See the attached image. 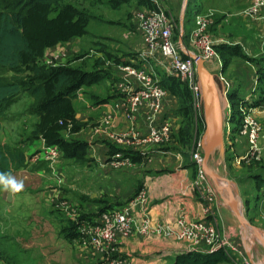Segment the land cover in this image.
I'll return each mask as SVG.
<instances>
[{
    "label": "crops",
    "instance_id": "crops-1",
    "mask_svg": "<svg viewBox=\"0 0 264 264\" xmlns=\"http://www.w3.org/2000/svg\"><path fill=\"white\" fill-rule=\"evenodd\" d=\"M251 1L247 0L241 10H234L230 3V10L219 11L221 16L213 21L208 30L215 56L206 62V67L210 72L221 75L228 94L235 99L250 96L252 87L249 70H254L255 65L245 60L239 63L237 56H233L225 66V59L216 48L220 45L238 46L246 57L264 56V21L245 14ZM190 2L186 8L188 39L195 15L203 12L200 11L202 6L199 0ZM120 3L116 8L111 7L114 10L112 17L103 20L121 31L122 38L118 45L124 50L107 56L112 63L137 64L140 62L138 53L143 41L134 25L133 13L135 7L138 9L140 6L137 0H123ZM126 5L131 7L130 20L121 13ZM210 11L214 13L216 10ZM260 13L264 20V9ZM93 16L96 19V15ZM95 19L91 21L96 23ZM79 38L70 40L74 39L72 42L75 44L80 41ZM68 41L47 49L40 62L45 66L79 67L72 66L73 61L61 64L65 60L67 48H72V43L69 42L70 46ZM100 47L96 53L97 63L102 61V53L105 54L104 48ZM75 51H80V47L76 46ZM153 62L149 60L156 77L161 81L167 75L160 65ZM111 66L112 71H115V67ZM110 68L106 73L100 66L92 70L84 69L87 72L101 69L104 76L97 83L81 87L77 98L71 101L72 118L58 120V124H63L60 131L62 138L85 145L82 161L66 158L57 146L47 145L42 135L35 133L38 121L31 132L30 141L12 145L2 142L1 136L8 127L9 132L17 126L24 129L23 123L27 117L34 116L27 111L24 118H12L9 115L13 112L10 108L16 100L8 107L5 116L0 117V144L17 148L24 156L23 165L11 171L17 180L23 181L22 191L9 193L10 201L5 196L7 192H0V246H8L5 251L0 249V264H107L109 259H116L118 264H176V257L183 253L194 251L212 254L218 249L234 253L231 248L238 251L235 258L239 264H242L240 254L254 264H264V246L260 254L257 249L259 242L243 232L235 207L225 199L227 193L220 194L211 179L209 182L218 194L212 203H205L204 194L197 185L200 165L193 159V149H188V145L179 148L170 144L133 150L108 139L102 130L96 131L106 115L111 116L113 130L117 133L128 131L132 125L120 109L121 98L114 84L116 73L112 75ZM245 70L248 72L245 73ZM251 95L250 100L257 99L254 94ZM178 104V98L168 93L160 112L153 113L147 107H142L136 128L144 130L163 118L177 119L176 115L170 116L173 111L169 110ZM253 115L259 129L264 128V102L254 109ZM2 118L5 120L1 121ZM225 142L231 144V150L226 147L225 153L228 175L232 180L244 182L248 187L245 193L254 196V199L246 202L245 213L249 224L258 228L264 223V186H256L255 176L264 179V145L261 143L259 160L247 162L240 159L247 151V146L236 131ZM115 150L136 153L135 162L131 161L129 166H114L111 162ZM50 152H54L53 158L46 157ZM142 192L145 195L144 202L133 206L136 224L145 213L152 226L172 223L180 217L187 222L205 221L214 226L216 240L225 245L211 249L202 243L197 249L190 250L183 241L152 234L141 235L136 230L127 237L118 236L113 251L107 254L82 245V228L95 224L102 212L123 207ZM259 235L261 238V232ZM9 244H13L14 248L9 247Z\"/></svg>",
    "mask_w": 264,
    "mask_h": 264
},
{
    "label": "trees",
    "instance_id": "trees-1",
    "mask_svg": "<svg viewBox=\"0 0 264 264\" xmlns=\"http://www.w3.org/2000/svg\"><path fill=\"white\" fill-rule=\"evenodd\" d=\"M70 1L72 0H0V117L5 116L8 107L20 95L27 94L31 99L28 111L38 117L35 133L41 134L47 145L57 146L66 158L82 161L85 145L62 138L60 134L62 128L58 125V120L72 118L71 101L77 98L81 87L99 82L104 72L101 69L87 72L80 67L39 64L47 49L71 38L84 36L90 20L95 19L90 13L77 9ZM113 1L112 8L123 2V0L110 2ZM199 1L202 6L208 0ZM148 2L149 0H137L140 6L147 5ZM216 50L225 59V66L233 56H239L258 66L257 85L264 87V56L246 57L239 51L238 46L220 45ZM182 56L187 58L183 54ZM160 82L163 88L178 98L181 106L185 100L192 101V93L179 80L164 76ZM228 100L229 121L234 132L240 121L239 107L244 99H235L228 94ZM263 102L264 92L262 97L254 99L251 105L258 107ZM189 106L190 103L184 105L179 112L189 118L187 126H184L186 130L184 138L188 144L193 143L191 149L195 153L199 142L197 126L201 119L197 112L198 108ZM118 151L125 158L135 162L136 153L130 150H115L112 155ZM23 161L24 156L20 150L0 144V171L11 172L12 169L22 166ZM255 183L261 188L264 186V179L255 176ZM229 253L232 254L231 259ZM235 257V253L223 249H218L212 254L190 251L177 256L175 262L239 264Z\"/></svg>",
    "mask_w": 264,
    "mask_h": 264
},
{
    "label": "built area",
    "instance_id": "built-area-1",
    "mask_svg": "<svg viewBox=\"0 0 264 264\" xmlns=\"http://www.w3.org/2000/svg\"><path fill=\"white\" fill-rule=\"evenodd\" d=\"M150 1L155 8L144 7L136 9L133 13L136 29L143 39V47L138 53L140 62L137 64L123 62L114 66L116 71L115 88L121 98L120 109L126 120L132 125L128 131L117 133L113 130L111 116L106 115L101 119L96 130H102L108 139L133 150L140 147L166 145L172 137L173 126L170 118H163L147 126L144 130H139L135 126L142 107L145 106L153 113H158L166 96V89L156 77L149 60L160 65L168 77L178 78L192 93L198 107L199 95L196 85L195 63L190 58L182 56V51L174 40L173 20L160 8L159 0ZM262 9H264V0H252L246 8L245 14L249 17H257ZM211 15L212 12L197 13L189 33V42L196 48V54L205 62L215 56L213 43L208 34V27L212 25ZM251 96L245 98L241 103L239 107L240 121L235 126V131L244 139L247 146V151L240 159L247 162L259 159L257 145L259 125L253 115L255 107L249 105ZM226 115L224 122L225 141L233 132V126L229 121L230 111ZM227 144L225 142V147L231 150V144ZM201 153L198 143L193 154V159L198 165L202 160ZM54 156V152H50L46 157L53 158ZM112 159L111 163L117 167L129 166L131 163V160L125 158L121 152L114 154ZM197 185L204 194L205 203H212L215 198V190L201 168L198 170ZM144 199L145 195L142 192L136 199L123 207L101 214L95 224L82 228V245L91 246L101 252L109 251L116 245L118 236L127 237L133 230L141 235L152 234L183 241L190 250L197 249L202 243L211 249L225 245L222 241L216 240L214 226L205 221L187 222L183 217H180L172 223H158L152 226L145 213L136 224L133 206L138 202H144ZM231 250L234 253L238 252L235 248H231ZM240 260L242 264H254L242 254H240ZM107 264L118 263L112 260Z\"/></svg>",
    "mask_w": 264,
    "mask_h": 264
},
{
    "label": "rangeland",
    "instance_id": "rangeland-1",
    "mask_svg": "<svg viewBox=\"0 0 264 264\" xmlns=\"http://www.w3.org/2000/svg\"><path fill=\"white\" fill-rule=\"evenodd\" d=\"M246 2H247V0H208L205 3V5L204 4L202 5V8L200 11H203V12H200V13L206 14L208 12H211L210 11L211 9L216 10L214 13L212 12V15H211V20L213 23V21L217 17L221 16L219 11H225L226 12L228 9L230 10V8H231L230 3L233 4L234 10H241L242 7L246 4ZM70 3L79 10L88 12L91 15H96V19H95L96 23H93L90 20L89 25H87V33L83 37H80L79 38L80 41H76L75 44H74V42H72L75 38L73 40L69 39L70 41H68L67 43L69 44V42H71L72 46H71V43L69 45L72 48L71 49L67 48V51H66L67 53H65L66 54L65 60L61 64H64V63L68 64V63H71L73 61L72 66H79L82 69L87 68L90 70H92L94 68H98L100 66L103 69H105V73H106L107 69H109L111 66L110 64H112V66L117 65V63H112L107 55H113V53L115 54L117 51H120L123 49L121 47V45H118L119 40H121V38H122L121 31L117 30V28H115V27H112L108 22H105L103 20V19L112 17L113 14H111V13L114 10H112L111 7L114 4V1L112 3H109V0H72V1H70ZM159 3H160L159 4L160 8L173 20L174 40L178 43L179 48H180V44H182V46H185L190 52L196 53V48L191 45L188 37L186 36V18H187L186 8L188 7V5L190 6V3H191L190 0H187V2L185 0H159ZM138 6H140V5H138ZM144 7L155 8L150 0H149L147 5L146 4L141 5L140 7H138V9H141ZM135 9H137V7H135ZM116 10H118V9H116ZM130 11H131V7L129 5H126L123 7V9H121L122 15H124V17H126L127 20L131 19ZM98 17H100L101 19H99ZM255 18H260V20L262 22L264 21L261 13ZM133 21H134V25L136 26L134 17H133ZM209 28H210V26L208 27V30H209ZM88 29H90V32L88 31ZM181 32H182V35H181ZM189 33H190V31H189ZM139 36H140V34H139ZM179 39H180L181 43L179 42ZM142 41H143V39H142ZM76 46L78 48L80 47V51H77V52L75 51ZM100 46H102V48H104V50H105V54L102 53V57H103L102 61L103 62L101 64L95 62V60L98 59V56L96 55V53L98 51H100V49H101ZM236 58L238 59L237 61L239 63H242L244 61L239 56H237ZM74 61H76V62H74ZM39 64H42L40 62V60H39ZM240 68L243 69L242 67H240ZM257 70H258V66H256V65H255L254 70L253 69L249 70L250 71V73H249L250 74V78H249L250 82L249 83H250V86L252 87V89L250 87V89L252 90L251 93L254 94L257 98H259V97H262V93L264 92V87H263V85L262 86L257 85V79H258ZM111 72H112V75L114 73H116V71H114V69H113V71L111 69ZM244 72L246 73V72H248V70H245ZM115 77L116 76L114 74V84L116 85V78ZM252 77H253V80H252ZM173 79L175 81L179 80L178 78H175V77ZM168 93H170V92L166 89V95ZM251 93H250V95H251ZM20 96L16 99V103L13 105V107L10 108L11 111H13L12 113L9 112L10 113L9 115H12V118H15L16 116L23 117V118L26 117V114L28 111V106L31 103L30 102L31 100L27 94H22ZM252 101L254 102V100H252V99L249 102L250 106H252L251 105ZM188 103H190L191 108H198L197 107V101H195V98H192V101H191V99L187 100V101L185 100V102L182 106L179 103L178 106H175L169 110V111H173L172 113H170V116L176 115L177 119L170 118L172 120V126H173L172 137H171V141L166 145H170V144L173 146L177 145L176 147H179V148H183V147H186V145H188V149L192 148V144H186V139L184 138L185 131H186L185 127L187 126L186 124H188L187 122L189 121V118L184 116L182 113L179 112V109L182 108L184 105H187ZM197 112H199V109ZM226 114H229V107L226 111ZM200 119H201V117H200ZM4 120H5V118L1 119V121H4ZM201 120L199 121L200 123L198 126H197V124L195 125V127L197 126V129L199 130V139H200V136L203 132V122ZM37 121H38V119H36V117L31 116L30 118L27 117V120L24 121V123H23V124H25L24 129L17 126L15 129H12L9 132V127H8L7 131L3 132V135L1 136L2 142H7V143H10L12 145V144L18 143L20 141H21V143L30 141L31 132L36 128ZM201 124H202V126H201ZM58 125L61 128H63V124L59 123ZM187 143H189V142H187ZM261 143H263V145H264V128L263 127L261 129H259V136H258V143H257V145H258V158H260ZM257 160H259V159H254L253 161L256 162ZM260 163H262V161ZM257 167H258V165H257ZM222 172H226V179H228L229 181L232 182V184H230L229 186L226 185L229 194L227 193L225 198L227 200L235 203L236 194L238 195V197L240 198V202L242 204L241 209H242L244 218L246 220V223L252 227V225L249 224L248 217L245 213V205H247L246 202H249V199H254L253 198L254 196L253 195H247L245 193L246 189H248V187L246 186V184H244V182L235 181V180H232L230 178V176L228 175L227 161L225 163V168L220 167L218 173L221 174ZM263 175H264V173H263ZM213 185H215V184L213 183ZM213 188H214V186H213ZM234 189H236V190H234ZM214 190H215V195L218 194L215 188H214ZM242 191L244 192L243 195H241ZM110 210H112V209H110ZM260 221H261V219H260ZM262 224L263 225H259L260 228L255 227V229H257V231L259 233L261 232V234L264 233V229H263L264 223L262 222ZM262 236L264 238L263 234H262ZM251 237H253V236H251ZM260 241H261V243H258L259 246L257 247V249H258L259 253L262 254L263 253L262 247L264 246V243L262 240H260ZM4 243H5V241H4ZM7 247H8L7 245L4 246V244H3L2 246H0V249H3V251H5V248H7ZM9 247H11L12 249L14 248L13 244H9ZM111 251H113V249H111L109 251L102 252V253L107 254V253H110ZM231 257H232V254L229 253V258L231 259ZM112 260L117 261L116 259H109V260H107V263L109 261H112ZM117 263H118V261H117Z\"/></svg>",
    "mask_w": 264,
    "mask_h": 264
},
{
    "label": "water",
    "instance_id": "water-1",
    "mask_svg": "<svg viewBox=\"0 0 264 264\" xmlns=\"http://www.w3.org/2000/svg\"><path fill=\"white\" fill-rule=\"evenodd\" d=\"M185 1L187 2V0ZM180 48L182 54L195 63L196 85L199 95L198 109L203 122V132L199 139V146L202 152L200 168L215 184L218 192L225 195L229 193L225 185H230L232 182L226 179V172H222L221 174L218 172L220 167L225 168L226 163L224 122L226 119V111L229 107L227 86L221 75L212 73L207 69L204 59L196 53L190 52L182 44H180ZM5 196L7 201H10V194L7 193ZM229 202L230 205L235 207L236 217L243 232L246 235L253 236L261 243L257 229L246 223L238 195L236 194L235 203Z\"/></svg>",
    "mask_w": 264,
    "mask_h": 264
},
{
    "label": "clouds",
    "instance_id": "clouds-1",
    "mask_svg": "<svg viewBox=\"0 0 264 264\" xmlns=\"http://www.w3.org/2000/svg\"><path fill=\"white\" fill-rule=\"evenodd\" d=\"M23 187V181L17 180L11 172L0 171V192L19 193Z\"/></svg>",
    "mask_w": 264,
    "mask_h": 264
},
{
    "label": "bare ground",
    "instance_id": "bare-ground-1",
    "mask_svg": "<svg viewBox=\"0 0 264 264\" xmlns=\"http://www.w3.org/2000/svg\"><path fill=\"white\" fill-rule=\"evenodd\" d=\"M235 190V189H234ZM261 240L263 241V243H264V238H263V236H262V234H261Z\"/></svg>",
    "mask_w": 264,
    "mask_h": 264
}]
</instances>
